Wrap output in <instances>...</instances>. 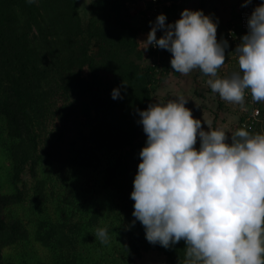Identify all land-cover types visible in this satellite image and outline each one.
Masks as SVG:
<instances>
[{
    "label": "trees",
    "instance_id": "obj_1",
    "mask_svg": "<svg viewBox=\"0 0 264 264\" xmlns=\"http://www.w3.org/2000/svg\"><path fill=\"white\" fill-rule=\"evenodd\" d=\"M132 1L91 0L84 22L79 0H0V153L8 162L0 177V264H132L148 251L186 264L183 239L168 248L152 244L133 216L146 142L138 110L150 104L168 67L141 64L137 36L148 28L149 2L140 18L130 13ZM175 8L163 7L166 23L174 22ZM113 88L122 98H112ZM251 109L228 125L229 139L240 128L263 133L264 122L246 127ZM53 164L65 175L51 212L38 171ZM26 173L35 216L27 223L5 214L25 200ZM98 228L107 229V243L95 235ZM6 247L13 254L5 255Z\"/></svg>",
    "mask_w": 264,
    "mask_h": 264
},
{
    "label": "clouds",
    "instance_id": "obj_2",
    "mask_svg": "<svg viewBox=\"0 0 264 264\" xmlns=\"http://www.w3.org/2000/svg\"><path fill=\"white\" fill-rule=\"evenodd\" d=\"M150 23L143 48L169 51L173 71L199 69L211 77V90L231 103L243 105L246 90L264 101V3L248 16L233 50L238 70L222 77L228 43L217 40L210 15L185 8L174 22L161 13ZM111 96L122 98L120 89ZM186 103L177 95L138 110L146 142L131 192L133 216L152 244L168 248L183 239L186 264H264V133L240 128L229 139L210 121L205 130ZM95 235L107 243L106 228Z\"/></svg>",
    "mask_w": 264,
    "mask_h": 264
},
{
    "label": "crops",
    "instance_id": "obj_3",
    "mask_svg": "<svg viewBox=\"0 0 264 264\" xmlns=\"http://www.w3.org/2000/svg\"><path fill=\"white\" fill-rule=\"evenodd\" d=\"M164 3V7L175 3L176 8L172 12L174 21L180 18L181 12L185 8L192 10L199 9L206 15H210L217 22L218 41L224 40L223 36L226 29L238 22L242 11L248 10L252 12L257 5L261 4L257 0H250L247 3L246 0H164ZM139 4L141 7H147L146 0H141V2L138 0L132 1L128 4V7L132 15L141 18L142 13L136 9L140 7ZM246 32L247 30H240V37ZM148 33L147 28H142L137 36L139 48L143 55L141 64L145 65L146 63L156 62L168 67V75L163 80L155 83L152 96L157 99H172L177 95H183L187 99L185 106L191 110L194 118L201 120L205 130H207L205 122L210 121L212 129H222L228 135V125L236 122L239 116L238 113L242 112L241 109L250 108V104L244 101L243 105H240L221 99L219 94L213 92L206 83L211 77L203 74L201 71L197 75L198 85L195 87L194 74L196 69H193L187 75L175 72L170 63L172 57L170 52L166 53L165 49L159 48L157 52L152 53L149 47L147 49L143 48V41L146 40ZM234 70H238V59L233 55L232 50H228L226 52L225 63L218 69V76L222 77ZM219 102L223 103L220 109H218L220 107L218 105ZM259 102H262L264 108V101ZM152 103L154 102L152 101Z\"/></svg>",
    "mask_w": 264,
    "mask_h": 264
},
{
    "label": "rangeland",
    "instance_id": "obj_4",
    "mask_svg": "<svg viewBox=\"0 0 264 264\" xmlns=\"http://www.w3.org/2000/svg\"><path fill=\"white\" fill-rule=\"evenodd\" d=\"M90 1L91 0H79V8H80L81 14L83 15L84 22L86 20V18L84 17L85 7L88 5ZM138 1L141 2V0H138ZM136 9L138 12H143L144 7H141L140 5V7H137ZM195 87H197V85ZM153 102L155 103L156 101L153 100ZM1 155L2 154L0 153V164L2 165V167L0 168V173H1L0 177L4 172V169H6L8 165V162L4 160L1 157ZM62 175H65V174L55 164L51 166L45 165V169L41 170L40 172L38 171V178L39 179L44 178L46 181L43 191L45 194V199L47 200L46 204L49 208V211L51 212L54 209V201L51 199L56 195V193L59 192V182H60ZM4 184L7 185L6 182H4ZM20 186L23 188L24 192L27 193L25 194L26 196L25 200L19 205H13L12 207L5 209V212H6L5 214L8 215L9 213H17L18 216L23 220V222L27 223L29 222L30 219L32 218L33 220L35 219V216L29 211V206H28L30 200L32 199L33 179L26 173L23 176V184H21ZM4 250H5V255L13 254V251H14V249H10L8 247H6ZM130 262L132 264H168L166 257L162 253L157 252V251L144 252L140 258H133L130 260Z\"/></svg>",
    "mask_w": 264,
    "mask_h": 264
},
{
    "label": "built area",
    "instance_id": "obj_5",
    "mask_svg": "<svg viewBox=\"0 0 264 264\" xmlns=\"http://www.w3.org/2000/svg\"><path fill=\"white\" fill-rule=\"evenodd\" d=\"M146 2H149V9L147 10L148 12V32L150 31L152 27V23L154 22L155 18L157 17L158 14H161L163 11V7L165 5L163 0H146ZM251 14L250 11L245 10L240 13L238 22L236 24H232L230 27H228L225 31V34L223 36V39L227 41L230 49L233 52V55L237 58V55L233 51L236 47V45L240 42V35H239V30H247V18ZM157 37L161 36L160 29H157L156 32ZM149 49L151 51H158V47H153L149 46ZM245 96H250V91L246 90L245 91ZM249 104L251 105L252 109L248 117L246 118V127L251 128L252 125L255 124L256 121H261L264 122V109L261 110L256 104L255 101L250 98L248 100Z\"/></svg>",
    "mask_w": 264,
    "mask_h": 264
},
{
    "label": "water",
    "instance_id": "obj_6",
    "mask_svg": "<svg viewBox=\"0 0 264 264\" xmlns=\"http://www.w3.org/2000/svg\"><path fill=\"white\" fill-rule=\"evenodd\" d=\"M153 100L156 101V102L158 101L157 98H154V97L152 96V97H151V100H150V103H152Z\"/></svg>",
    "mask_w": 264,
    "mask_h": 264
}]
</instances>
